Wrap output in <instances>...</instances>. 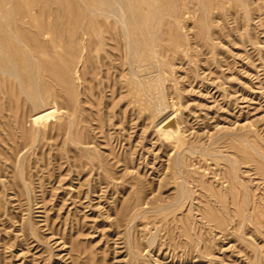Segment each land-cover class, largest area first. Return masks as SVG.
<instances>
[{
    "label": "rangeland",
    "instance_id": "obj_1",
    "mask_svg": "<svg viewBox=\"0 0 264 264\" xmlns=\"http://www.w3.org/2000/svg\"><path fill=\"white\" fill-rule=\"evenodd\" d=\"M126 1L138 53L86 68L84 0H0V264H264V0ZM30 53L67 61L71 106L42 81L35 116L4 72Z\"/></svg>",
    "mask_w": 264,
    "mask_h": 264
},
{
    "label": "bare ground",
    "instance_id": "obj_2",
    "mask_svg": "<svg viewBox=\"0 0 264 264\" xmlns=\"http://www.w3.org/2000/svg\"><path fill=\"white\" fill-rule=\"evenodd\" d=\"M80 1H83V0H80ZM126 1V0H125ZM125 1L123 0H84V3H83V6H81L82 8L78 9V16L76 17H73L77 20H81L80 23L77 22V20L73 19V18H70L68 15H65V18L69 20H72L73 22V25L70 24V27L68 29V26L66 27L68 29V31H71V34L73 35H76V40L73 41L75 44V49H77V47L79 48V53L80 55L83 57L84 56V63L86 68H92V58L93 56H97L99 57V59L101 61H98V66H107L106 62H105V59L107 58L108 60V64L112 62V65H114L115 63V60L113 61L111 59L112 56H110L109 54H107V49H106V46L109 45V44H113L114 40L116 41L117 38L120 39V43H122L124 45V48H125V52L123 53L124 56H125V61H129L131 59L130 56L132 55H136L138 53V42L137 40L134 41L133 37H131V32L133 31L134 27L132 26L130 20L128 22V19L125 17V10H127L129 7L128 4L130 3H127V6L125 7L126 9L124 10V4H125ZM129 1V0H128ZM126 1V2H128ZM168 1V0H167ZM60 2V1H58ZM173 2V1H172ZM203 2V1H202ZM77 3V2H76ZM138 3V2H137ZM175 3V2H174ZM174 3H171L174 5ZM206 3V2H205ZM81 4V2H80ZM165 4V3H164ZM177 4V3H175ZM172 6V5H171ZM128 7V8H127ZM78 8V7H77ZM157 13H160L159 12V7L157 6ZM129 10V9H128ZM67 11V10H66ZM131 11V7H130V10H129V13ZM156 11V10H155ZM64 11H62L60 14L58 15H62ZM65 13V12H64ZM70 13V12H69ZM128 13V12H126ZM56 14V12H55ZM54 14V16H56ZM72 14V13H71ZM131 14V13H130ZM132 15H136V14H132ZM131 15V16H132ZM156 15V14H155ZM158 15V14H157ZM162 15V14H161ZM72 16V15H71ZM98 16H100L101 18H104V19H108L110 18V22H114V24H118L116 25L118 28L115 27V25L110 23H108V25H106L105 23H103V20H100L101 18H99ZM64 17V16H63ZM57 18V17H56ZM62 18V17H61ZM130 18V16L128 17ZM132 18V17H131ZM134 18V17H133ZM132 18V19H133ZM157 18V17H156ZM161 16L159 18V21L161 22ZM69 20V21H70ZM135 20L136 22V26H140V30L142 31L141 33L144 34V39H145V36L147 37V31L149 32L148 33V39L146 40V46L149 47V51L151 53H156L154 47L156 45H159L160 44H156L157 40H158V27L161 26V25H154L151 24L150 27L153 28V29H148V25H145L143 23H140L141 22V19L139 18V22L137 21L136 19V16L135 18L133 19ZM66 21V20H65ZM109 22V21H107ZM62 23V22H61ZM60 23V25H61ZM64 24H67V23H64ZM161 24V23H160ZM130 28V29H129ZM162 28V27H161ZM66 29V31H67ZM137 29V30H139ZM61 30V29H60ZM156 30V31H155ZM62 31V30H61ZM136 32V31H134ZM22 33V32H21ZM23 34V33H22ZM21 34V35H22ZM62 34V32H61ZM69 34V32H68ZM67 34V35H68ZM164 34V33H163ZM24 35V34H23ZM71 35V36H73ZM135 35V34H133ZM140 35V34H139ZM162 35V34H160ZM167 35V34H166ZM27 36V35H26ZM25 36V37H26ZM62 37V35L60 36V38ZM66 37V36H65ZM117 37V38H116ZM141 37V36H139ZM68 38V36H67ZM70 38V36H69ZM116 38V39H115ZM121 38H123L121 40ZM137 38V37H136ZM135 38V39H136ZM161 38V37H160ZM62 39V38H61ZM165 39V38H164ZM163 39V40H164ZM65 40V39H64ZM63 40V41H64ZM67 40V39H66ZM74 40V39H73ZM140 40V39H139ZM143 39H141V42ZM160 40V39H159ZM59 41V39H58ZM71 41V40H70ZM70 41L68 42L69 44L66 43V46H65V49L66 47L67 48H70ZM165 41V40H164ZM57 42V41H56ZM56 42H54L56 44ZM161 42V41H160ZM174 42V41H173ZM116 44V43H115ZM167 44V42H166ZM174 44V43H172ZM170 44V45H172ZM68 45V46H67ZM70 45V46H69ZM110 45V46H111ZM113 46V45H112ZM111 46V48H113ZM163 46V44H162ZM123 47V46H122ZM161 47V46H160ZM172 47V46H170ZM55 48V46H54ZM72 48V47H71ZM71 48L69 51H71ZM157 48V47H156ZM141 49L143 50V48L141 47ZM145 49V48H144ZM54 50V49H53ZM78 50V49H77ZM116 50V49H115ZM120 50V49H119ZM76 51V50H75ZM148 51V50H146ZM78 52V51H77ZM143 52V51H142ZM158 52V50H157ZM161 52V51H160ZM75 53V52H74ZM78 53V54H79ZM83 53V55H82ZM101 53H104V54H101ZM119 53V52H118ZM68 54V53H67ZM66 54V55H67ZM71 54V53H70ZM111 54L115 55L113 52H111ZM140 54V53H139ZM158 54V53H157ZM161 54V53H160ZM30 55L31 53L29 54L28 57H25L24 60H25V67L28 66V69H29V72L22 76L18 73V70H17V66L15 65V61L16 60L15 58H12V59H7V63L6 65L4 66V72H6V75H8L9 77H11L12 79L16 80V87H18V89L16 90H19L20 93H22V95L24 94L25 95V99L27 100L28 103H30L33 107H34V112H36L35 116L39 117L40 114L42 112L45 113V115H49L51 116V114L54 112V107H52L51 105L56 103L55 101H52L51 102H48V100L50 99V97L46 94V92L43 90L42 86H41V83L42 81L44 82H47L49 83L50 85H53V83L57 86H54L53 85V88L55 89H58V88H64L66 90V92L68 93V96L67 98L65 99L66 101V104L71 106V103H72V99H73V91L74 90V84H76V82L74 80H76V74L74 73V75L72 74H69V75H66V72H65V69L68 67L67 65V61L65 62L63 59H61L59 62L55 61V60H46L43 64V69L46 70V72L43 74L42 71L40 70V67L39 65H35V64H31V60H30ZM69 55V54H68ZM93 55V56H92ZM110 56V57H109ZM123 55H121L122 57ZM140 56V55H138ZM164 57V60H165V55H161ZM71 57V56H70ZM70 57H69V61H70ZM75 57V56H74ZM136 57V56H135ZM79 58V56H78ZM120 57H114L113 59H118V61L120 60L119 59ZM71 59H73L71 57ZM123 59V57H122ZM156 59V58H155ZM74 61V60H73ZM163 61V60H162ZM95 63V62H94ZM124 63V62H123ZM128 63V62H127ZM126 63V64H127ZM160 63V62H159ZM111 65V66H112ZM109 66V65H108ZM161 66V65H160ZM163 69V68H162ZM104 70V69H103ZM85 74V73H84ZM42 75V77H40ZM89 76V74H87ZM74 79V80H73ZM74 81V83H73ZM29 86V88L31 89L32 91V95L30 96L29 93H28V90H27V87ZM47 86V85H46ZM84 87V86H83ZM48 88V87H47ZM87 88V87H86ZM88 92V91H87ZM86 94V93H85ZM46 95L48 97H46ZM50 95H55L56 94H50ZM56 98V97H55ZM86 99V98H85ZM25 102V101H24ZM50 104L49 107H47V105ZM153 104V103H152ZM154 106V105H153ZM36 107L37 108H42L41 110H36ZM47 108H49V110H47ZM68 108V107H67ZM69 110V109H68ZM178 111V110H177ZM67 115V114H66ZM34 122V120H33ZM38 122V121H37ZM66 122V121H65ZM64 123V122H63ZM70 123L67 122V124ZM66 124V123H64ZM65 125V127H67L68 125ZM167 127V126H166ZM68 128V127H67ZM163 129H167V128H164V126H162ZM58 129V127H57ZM61 129V127H60ZM42 130V129H41ZM44 131V129H43ZM40 132V131H39ZM38 132V133H39ZM160 132V131H159ZM41 133V132H40ZM39 133V134H40ZM178 133V132H177ZM43 134V133H41ZM166 135V134H164ZM175 135V134H173ZM178 136V135H177ZM167 137V136H166ZM172 138V137H171ZM175 138V137H174ZM177 138V137H176ZM173 139V138H172ZM18 140V139H17ZM173 141L176 142V140L173 139ZM174 143V142H173ZM17 159V158H16ZM10 161V160H9ZM17 161V160H16ZM186 163V162H185ZM16 168V167H15ZM18 170V169H17ZM21 173V172H20ZM185 179V178H184ZM183 180V179H182ZM189 181V180H188ZM185 185V184H184ZM180 189V188H179ZM186 191V190H185ZM202 193V192H201ZM204 193V192H203ZM209 196V195H208ZM84 198V197H83ZM85 198H87L85 196ZM206 199V198H205ZM60 208V207H59ZM213 212V211H212Z\"/></svg>",
    "mask_w": 264,
    "mask_h": 264
}]
</instances>
